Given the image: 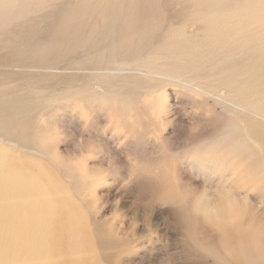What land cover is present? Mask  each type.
Wrapping results in <instances>:
<instances>
[{"label": "rangeland", "instance_id": "obj_1", "mask_svg": "<svg viewBox=\"0 0 264 264\" xmlns=\"http://www.w3.org/2000/svg\"><path fill=\"white\" fill-rule=\"evenodd\" d=\"M180 1H185L184 7ZM118 14L112 11L109 15ZM145 14L142 10L137 16ZM194 16L189 0H166L160 33L180 31L185 36V45L194 47L198 44L205 52H213L214 44L202 42L196 37L201 23ZM104 20L113 25L143 24L140 20H123L124 23L115 18ZM216 21H221L219 15H216ZM51 22L54 25L53 19L48 21L47 29H50ZM260 23L264 24V19ZM236 28L241 26L236 25ZM116 33L120 39H132V34H124L121 25L116 28ZM112 41L109 34L105 38L102 35L100 43H95L91 49L71 53L53 70L29 71L21 70L22 60L11 59L16 43L4 45L0 42V99L13 92L25 95L36 91L34 87L45 93L42 101L46 102L35 111L28 131L30 143L18 144L0 136V151L14 164L31 173L34 181L41 180L47 184L55 194L52 201V233L44 241L47 244L39 243L37 250L29 251L32 255L29 257L37 256L33 260L35 264H160L166 256H171L172 264H204L179 243L171 207L156 206L149 217L146 204L157 190L154 181L141 177L121 188L122 178L127 175L126 156L134 154L140 160L153 161L163 147L175 150L182 145L190 120H198L202 124L193 142L209 136H225L226 129L230 130L229 139L236 141L240 129L235 123L240 117L226 102L206 93L203 84L192 81L191 73H184V78L180 80L176 77L175 84L165 81L159 85L150 81L152 86L141 91V87H126L123 94H118L115 90L120 86L115 85L105 93L100 89L101 95L95 93L91 84H118L129 79L127 76L135 77L134 74L149 79L152 77L137 70L132 71L134 74H127L119 71L117 66L113 71L104 69L107 63H114L112 56L103 55L105 46ZM223 43L228 45L229 39ZM205 52L201 53L202 58L208 55ZM193 55L194 51L189 49L188 58ZM148 56L153 57L156 63L170 64L173 61L167 54L159 57L151 53L133 58L129 63L143 62ZM180 63H183L182 60L176 59V66ZM172 76L166 73L163 79H171ZM253 102L262 106L264 96L259 101L253 99ZM105 129L107 132H103ZM82 135L97 139L103 146L100 160L90 161L89 168L102 163L107 157H114L120 167L119 178L97 188L88 182L84 174L64 162L59 152L67 153L76 138ZM128 135L140 138L129 139L117 149L114 145ZM238 142L246 144L245 141ZM254 147L261 152L258 144L254 143ZM223 167L228 166H219L221 176L216 179H229L240 187V182L232 178V172ZM199 168L194 162L180 163L177 164L176 174L182 183L199 186L201 177L212 171L201 173ZM240 188L250 193L254 205L264 212V190L261 197L253 196L257 188L252 185ZM134 220L139 222L135 233L130 226ZM149 223L154 235L145 236L144 226ZM74 228L81 230L83 241L76 237ZM73 240L76 244L71 245ZM14 242L10 239L4 245L5 259L10 260L7 264L14 263L12 254H18L22 246L16 249L12 244Z\"/></svg>", "mask_w": 264, "mask_h": 264}, {"label": "bare ground", "instance_id": "obj_2", "mask_svg": "<svg viewBox=\"0 0 264 264\" xmlns=\"http://www.w3.org/2000/svg\"><path fill=\"white\" fill-rule=\"evenodd\" d=\"M166 0H0V42L4 45L16 43L11 59L21 61V70H53L55 65L80 49L93 48L100 38L109 34L113 41L104 48V57L112 56L114 63L104 69L118 70L127 74L144 71L151 79L134 74L120 83L99 82L91 84V90L101 95L112 86L123 94L126 87L145 89L150 81L159 85L168 81L173 84L183 79L184 73L192 74V81L203 84L205 92L220 98L240 117L235 123L240 131L236 141L225 130L228 145L220 157L219 166L232 172L231 176L240 187L252 185L257 188L253 196H261L264 190V103L257 106L264 96V0H189L195 13L194 19L201 23L197 38L214 44L213 52H205L198 44H184L180 31L160 33L165 16ZM184 7L185 1L179 2ZM144 10L143 16H137ZM112 11L118 15H109ZM109 15V16H108ZM216 15L221 18L216 21ZM105 19L140 20L143 24H116ZM54 20V25L47 22ZM121 25L124 34L132 39H120L116 28ZM241 26V28H236ZM41 26V29H40ZM44 28H46L44 30ZM44 30V31H43ZM235 37L240 39L234 40ZM119 39V40H118ZM229 39V44L223 42ZM194 51L193 57L187 51ZM208 54L201 57V53ZM167 54L170 64L156 63L148 56L143 62L129 63L142 54ZM125 54H127L125 56ZM176 59L182 60L176 66ZM171 73V79H163ZM182 76V77H180ZM139 78L141 80H137ZM36 91L21 95L13 92L0 99V136L18 144L31 142L29 128L35 113L46 101L45 93ZM101 89V90H100ZM209 136L200 140L215 138ZM199 140V141H200ZM238 141H245L241 144ZM258 144L260 150L254 147ZM39 142H37V145ZM256 154V155H255ZM254 156V157H253ZM212 164L204 165L201 173L212 170ZM214 166V165H212ZM33 175L0 151V264H7L5 243H12L18 254H12L13 264H35L36 257L29 251L37 250L44 242L54 222L51 220L52 201L55 194L43 181L36 182ZM260 187V188H259ZM253 190V189H252ZM251 196V197H253ZM261 211V210H260ZM174 214V210L172 211ZM262 212V211H261ZM75 229L80 241L84 236ZM76 244L73 240L71 245ZM41 255V254H40ZM43 258L44 256L41 255ZM37 261V260H36Z\"/></svg>", "mask_w": 264, "mask_h": 264}, {"label": "clouds", "instance_id": "obj_3", "mask_svg": "<svg viewBox=\"0 0 264 264\" xmlns=\"http://www.w3.org/2000/svg\"><path fill=\"white\" fill-rule=\"evenodd\" d=\"M201 126L200 121L190 120L182 145L175 150L163 147L153 161L127 155V175L122 178L121 188L141 177L154 181L157 190L146 204L149 217L156 206L171 207L179 243L204 264H264V212L254 205L250 193L229 179H216L221 176L218 162L229 141L225 136H217L193 142ZM137 138L140 137L125 136L114 146L119 149L129 139ZM59 154L69 167L84 174L97 188L119 178L120 167L114 157L89 168L90 161L100 160L103 155L102 144L91 136L76 138L67 153ZM184 162H194L201 168L206 164L214 167L196 186L182 183L177 177V164ZM130 226L135 233L139 222L131 221ZM144 229L145 236L154 235L150 223ZM160 264H172L171 256L163 258Z\"/></svg>", "mask_w": 264, "mask_h": 264}]
</instances>
